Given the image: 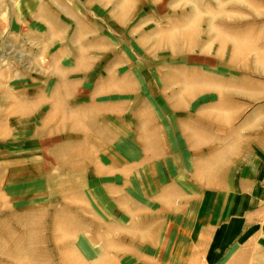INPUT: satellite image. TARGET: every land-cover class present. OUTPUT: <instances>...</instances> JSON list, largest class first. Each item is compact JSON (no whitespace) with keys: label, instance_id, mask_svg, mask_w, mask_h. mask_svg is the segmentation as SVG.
I'll list each match as a JSON object with an SVG mask.
<instances>
[{"label":"rangeland","instance_id":"1","mask_svg":"<svg viewBox=\"0 0 264 264\" xmlns=\"http://www.w3.org/2000/svg\"><path fill=\"white\" fill-rule=\"evenodd\" d=\"M229 217L264 253V0H0V264H228Z\"/></svg>","mask_w":264,"mask_h":264},{"label":"crops","instance_id":"2","mask_svg":"<svg viewBox=\"0 0 264 264\" xmlns=\"http://www.w3.org/2000/svg\"><path fill=\"white\" fill-rule=\"evenodd\" d=\"M230 209H240V208H230ZM242 209H248V208H242ZM256 213L262 212V208H256ZM246 214L249 218H251V211L246 210ZM229 223L227 224V227L225 228L224 234L227 237L228 243L226 247V262L228 264H236V260H239L240 257H242L241 264H264V253H260V251H257L255 247L251 248V236L246 239V243H238V241H242L239 239V236L244 232L242 229L243 224H245V220L240 221L238 217H235L231 219L229 217ZM241 229V230H240ZM244 234V236L249 235ZM237 240V241H236Z\"/></svg>","mask_w":264,"mask_h":264}]
</instances>
